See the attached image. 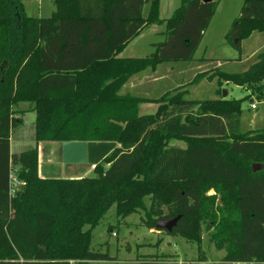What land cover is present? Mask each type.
Returning <instances> with one entry per match:
<instances>
[{
    "label": "trees",
    "instance_id": "1",
    "mask_svg": "<svg viewBox=\"0 0 264 264\" xmlns=\"http://www.w3.org/2000/svg\"><path fill=\"white\" fill-rule=\"evenodd\" d=\"M147 3L53 0L51 16L35 18L20 0H0V264L110 260L90 242L112 207L121 219L143 210L149 230L180 216L165 234L200 243L204 225L224 251L220 264H264V130H240V100L222 99V91L209 100L185 99L183 91L156 100L119 94L144 68L193 62L217 2L181 0L154 52L118 57L143 29L161 25L158 0L142 17ZM253 32H264V0H243L225 38L239 50ZM213 70L218 87L244 86L263 100L264 51L245 71ZM145 102L157 106L155 113L137 115ZM20 103L35 114L37 142L117 147L93 167L92 178L40 175L35 149L10 154ZM172 139L185 148L169 146Z\"/></svg>",
    "mask_w": 264,
    "mask_h": 264
},
{
    "label": "rangeland",
    "instance_id": "2",
    "mask_svg": "<svg viewBox=\"0 0 264 264\" xmlns=\"http://www.w3.org/2000/svg\"><path fill=\"white\" fill-rule=\"evenodd\" d=\"M25 14L35 18H49L54 11L53 0H20ZM217 2L211 21L194 54L193 62H174L157 65L153 70L144 68L133 77L132 84L125 83L119 90L124 97L154 99L166 93L185 92L184 98L206 100L219 97V92L227 91V99L240 100L242 113L240 130L257 134L264 130V103L258 102L257 94L246 87L231 83L217 85L213 69L228 72L245 71L264 51V32H253L248 39L239 41V50L233 48L225 36L238 17L243 0H212ZM181 0H158L157 17L161 20L158 27L145 28L138 37L129 43L120 54L126 58H143L154 52L152 43L164 40L165 20L171 18L180 7ZM144 7V14L147 12ZM198 77V78H197ZM197 78V79H195ZM195 80V81H194ZM250 95L249 98H246ZM257 103L256 110H250V102ZM156 105L141 103L137 115L154 114ZM25 103L17 105L22 122L9 135L10 154H19L29 149L37 151L38 172L43 176H56L62 179L92 178L93 167L88 165H64L61 161L58 143L37 142L35 138V114L28 111ZM171 147L185 148L183 141L172 139ZM208 195L216 194L209 190ZM148 207L149 198H144ZM144 211L121 219L112 207L91 232L90 248L93 251L107 253L108 261L89 262L87 264H140L157 262L159 264H220L224 251L216 250L209 240L212 230L202 226L200 243L187 241L180 236H171L164 231L149 230L143 225L148 219ZM110 229V230H108Z\"/></svg>",
    "mask_w": 264,
    "mask_h": 264
},
{
    "label": "water",
    "instance_id": "3",
    "mask_svg": "<svg viewBox=\"0 0 264 264\" xmlns=\"http://www.w3.org/2000/svg\"><path fill=\"white\" fill-rule=\"evenodd\" d=\"M211 0H202L209 3ZM234 43L236 40L233 41ZM227 97V91L222 90L221 98ZM115 142H63L60 147L61 163L64 165H88L94 167L100 164L115 148ZM259 169L257 164L252 165V171ZM180 216L169 220H157L156 229L170 233Z\"/></svg>",
    "mask_w": 264,
    "mask_h": 264
},
{
    "label": "crops",
    "instance_id": "4",
    "mask_svg": "<svg viewBox=\"0 0 264 264\" xmlns=\"http://www.w3.org/2000/svg\"><path fill=\"white\" fill-rule=\"evenodd\" d=\"M151 1H153V0H149V3H147L146 5H144V7L147 6V9H148L147 12H146L145 14H144V7H143V9H142V17H143V18H146L147 14H148V12H149ZM151 27H152V28H153V27L155 28L154 25L151 26ZM143 30H144V29H143ZM143 30H142V31H143ZM142 31H141V32H142ZM141 32H140V33H141ZM140 33H139V35H140ZM139 35H138V36H139ZM138 36H137V37H138ZM135 38H136V37H135ZM135 38H134V39H135ZM134 39H132L131 41H133ZM131 41H130V42H131ZM130 42H129V43H130ZM129 43H128V44L123 48V50L118 54V57H121L120 54H122V53L125 51V49H126L127 46L129 45ZM152 44H153V43H152ZM152 44L150 45L151 47H152ZM122 58H126V56L124 57V55H123ZM134 80H136L135 77L130 78V80H128L127 84H132ZM60 147H61V144H59L58 148H60ZM59 153H60V149H59ZM151 231H152V230H151Z\"/></svg>",
    "mask_w": 264,
    "mask_h": 264
},
{
    "label": "built area",
    "instance_id": "5",
    "mask_svg": "<svg viewBox=\"0 0 264 264\" xmlns=\"http://www.w3.org/2000/svg\"><path fill=\"white\" fill-rule=\"evenodd\" d=\"M258 102H262V103H264V98H263V100L258 101ZM256 108H257V103H253V102L251 101L250 104H249V109H250V110H256Z\"/></svg>",
    "mask_w": 264,
    "mask_h": 264
}]
</instances>
